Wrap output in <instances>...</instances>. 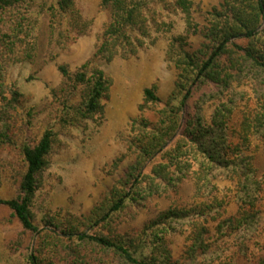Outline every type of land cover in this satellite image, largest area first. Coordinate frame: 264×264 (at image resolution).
I'll use <instances>...</instances> for the list:
<instances>
[{
    "label": "trees",
    "instance_id": "16d2710c",
    "mask_svg": "<svg viewBox=\"0 0 264 264\" xmlns=\"http://www.w3.org/2000/svg\"><path fill=\"white\" fill-rule=\"evenodd\" d=\"M100 6L109 18L93 54L76 70L58 64L59 85L44 105L29 106L9 81L12 68L42 59L44 39L74 44L93 20L77 0H0V181H13L0 208L35 237L26 264H264V0H222L205 12L192 0ZM162 11L182 15L180 33ZM167 34L173 89L162 97L158 83L144 88L111 164L114 173L128 162L119 178L87 214L61 207L39 218L53 156L72 131L106 120L114 84L106 67ZM204 89L211 93L196 98ZM155 200L168 206L131 226Z\"/></svg>",
    "mask_w": 264,
    "mask_h": 264
},
{
    "label": "rangeland",
    "instance_id": "374dc122",
    "mask_svg": "<svg viewBox=\"0 0 264 264\" xmlns=\"http://www.w3.org/2000/svg\"><path fill=\"white\" fill-rule=\"evenodd\" d=\"M100 1L77 0L84 16L93 20L88 35L65 48L55 41L47 45L48 41L44 39L39 50L42 59L32 65H17L12 68L9 81L16 83L23 91L29 106L44 105L50 89L59 85L61 76L57 69L58 64H68L71 70H76L93 54L98 35L109 18L108 12L101 8ZM192 1L197 11L205 12L219 5L222 0ZM162 16L167 21H176L175 33L183 30L181 14L162 11ZM41 25V32L46 37L48 17H42ZM170 37L171 34L162 36L156 45L147 47L139 56L130 60L117 59L106 67L114 81L106 107V120L102 126H91L85 132L72 131L67 136L62 152L53 156L51 168L45 174L44 186L37 201L39 218L45 209L61 207L73 214H87L105 198L106 192L114 185L122 173V168L128 163L125 162L116 172H111L112 161L125 149L129 123L139 112L144 88L158 83L162 97H166L173 89L175 71L166 60ZM48 51L56 55L52 60L46 57ZM203 92L211 93L204 89L196 98ZM249 100L245 102L248 103ZM154 115V111L146 114L151 120L155 119ZM12 184L13 181L10 184L2 181L0 195L10 194L9 187ZM190 192L191 190L188 195ZM159 204L168 206V202L155 200L150 208L140 212L131 226H140L155 216ZM34 238L22 232L11 211L0 208V264H26L25 259L33 246Z\"/></svg>",
    "mask_w": 264,
    "mask_h": 264
}]
</instances>
